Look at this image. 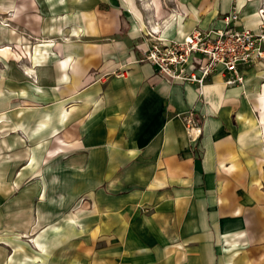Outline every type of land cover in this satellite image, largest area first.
Returning <instances> with one entry per match:
<instances>
[{
	"label": "crops",
	"instance_id": "obj_1",
	"mask_svg": "<svg viewBox=\"0 0 264 264\" xmlns=\"http://www.w3.org/2000/svg\"><path fill=\"white\" fill-rule=\"evenodd\" d=\"M232 12L264 0H0V264H264V59L202 95L142 60Z\"/></svg>",
	"mask_w": 264,
	"mask_h": 264
},
{
	"label": "built area",
	"instance_id": "obj_2",
	"mask_svg": "<svg viewBox=\"0 0 264 264\" xmlns=\"http://www.w3.org/2000/svg\"><path fill=\"white\" fill-rule=\"evenodd\" d=\"M238 14L223 17L221 28H194L182 40L151 38L143 61L155 67L159 77L170 84L182 83L195 87L199 95L208 79L219 73L227 87L242 85L243 67L264 59V21L256 32L237 27ZM190 138L200 134L193 113L183 118Z\"/></svg>",
	"mask_w": 264,
	"mask_h": 264
},
{
	"label": "rangeland",
	"instance_id": "obj_3",
	"mask_svg": "<svg viewBox=\"0 0 264 264\" xmlns=\"http://www.w3.org/2000/svg\"><path fill=\"white\" fill-rule=\"evenodd\" d=\"M33 4L34 5H32L33 7H35V9L37 8V6H36V3L35 2H33ZM38 7H40V6H38ZM13 18V16L11 15V13H9V14H7L4 18H3V20H2V23L4 24V25H6V26H10V21H11V19ZM27 40H25V41H27L28 43H24L23 41H22V37H21V39H19V45H23V44H30V43H35L37 40L35 39V38H32V37H28V36H26V35H23ZM21 40V41H20ZM30 41V42H29ZM22 42V43H21ZM13 49H15L16 50V47H13ZM17 52L20 54V58L22 59L23 58V56H24V54H23V52H21L20 53V51L19 50H17ZM25 58V57H24ZM263 99H264V97H263ZM262 110H263V112H262V117H261V119L263 118L264 119V108H262ZM263 122H264V120H263ZM25 236V235H24ZM25 238H26V236H25ZM30 240V239H29Z\"/></svg>",
	"mask_w": 264,
	"mask_h": 264
},
{
	"label": "bare ground",
	"instance_id": "obj_4",
	"mask_svg": "<svg viewBox=\"0 0 264 264\" xmlns=\"http://www.w3.org/2000/svg\"><path fill=\"white\" fill-rule=\"evenodd\" d=\"M263 105H264V99H263ZM264 119L262 118V121H263Z\"/></svg>",
	"mask_w": 264,
	"mask_h": 264
}]
</instances>
